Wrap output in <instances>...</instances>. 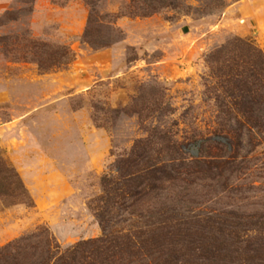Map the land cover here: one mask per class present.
Segmentation results:
<instances>
[{
  "label": "rangeland",
  "instance_id": "obj_1",
  "mask_svg": "<svg viewBox=\"0 0 264 264\" xmlns=\"http://www.w3.org/2000/svg\"><path fill=\"white\" fill-rule=\"evenodd\" d=\"M127 1L99 0L95 9L119 14ZM179 2L191 9L114 22L107 16L100 29L109 46L96 48L82 41L90 11L82 0H0V16L18 12L17 20L0 25V36L63 44L74 53L66 68L41 71L24 58L21 41L12 42L11 54L0 44V152L29 195V205L0 199V246L38 226L62 247L100 236L88 201L100 194V178L115 158L151 127L186 143L201 136L226 144L216 136L220 90L213 91L214 64L206 55L234 37L264 50V0ZM261 137L255 134L251 144L245 137L235 159L229 183L242 193L228 198L199 185L203 208L264 212ZM198 148L191 143L185 152L195 156Z\"/></svg>",
  "mask_w": 264,
  "mask_h": 264
},
{
  "label": "trees",
  "instance_id": "obj_2",
  "mask_svg": "<svg viewBox=\"0 0 264 264\" xmlns=\"http://www.w3.org/2000/svg\"><path fill=\"white\" fill-rule=\"evenodd\" d=\"M53 1L60 5L67 0ZM82 1L90 8L82 41L96 48L109 46L100 29L107 16L114 22L122 15L148 17L165 9H191L179 0H128L124 12L98 15L99 0ZM17 18L18 12L7 10L0 25ZM20 41L24 58L41 71L64 69L74 60L67 45L0 36L9 54L12 42ZM206 58L214 64L213 91L220 90L215 95L216 136L226 144L201 136H191L186 143L168 130L151 127L147 136L115 158L100 178V194L88 201L100 236L62 247L48 227L38 226L0 246V264H264V212L203 208L201 194H195L199 185L228 198L242 193L229 181L237 172L235 159L243 139L247 137L248 144L255 134L264 139V50L253 40L234 37ZM113 113L118 115L117 110ZM198 142L197 155L185 152L188 144ZM0 199L8 206L29 205L23 182L1 152Z\"/></svg>",
  "mask_w": 264,
  "mask_h": 264
}]
</instances>
